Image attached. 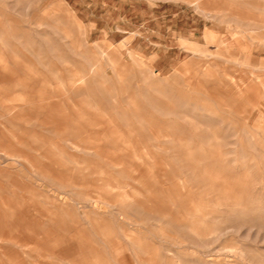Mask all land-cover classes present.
<instances>
[{
	"label": "rangeland",
	"instance_id": "obj_1",
	"mask_svg": "<svg viewBox=\"0 0 264 264\" xmlns=\"http://www.w3.org/2000/svg\"><path fill=\"white\" fill-rule=\"evenodd\" d=\"M263 8L0 0V264H264Z\"/></svg>",
	"mask_w": 264,
	"mask_h": 264
},
{
	"label": "bare ground",
	"instance_id": "obj_2",
	"mask_svg": "<svg viewBox=\"0 0 264 264\" xmlns=\"http://www.w3.org/2000/svg\"><path fill=\"white\" fill-rule=\"evenodd\" d=\"M175 1H176V0H175ZM182 1H184V0H182ZM188 2H189V1H188ZM194 3H195V2H194ZM190 5H192V4H190ZM263 9H264V8H263ZM203 11H204V10H203ZM257 25H259V24H257ZM263 26H264V25H263ZM258 27H259V26H258ZM235 35H236V33H235ZM200 53H201V52H200ZM196 57H197V56H196ZM198 59H199V58H198ZM62 82H63V81H62ZM99 82H100V81H99ZM62 87H64V86H62ZM67 88H68V87H67ZM163 93H164V92H163ZM41 100H42V99H41ZM159 107H160V106H159ZM164 107H165V106H164ZM167 110H168V108H167ZM168 111H169V110H168ZM177 112H178V111H177ZM9 113H10V112H9ZM16 118H17V117H16ZM24 121H25V120H24ZM24 121H23V122H24ZM28 121H29V120H28ZM4 133H5V132H4ZM69 144H70V143H69ZM72 145H73V144H72ZM40 151H41V150H40ZM170 151H171V150H170ZM15 153H16V152H15ZM17 154H18V153H17ZM12 157H14V156H10V158H12ZM16 157H18V155H17ZM19 157H20V154H19ZM21 157H22V156H21ZM21 157H20V158H21ZM16 159H17V158H16ZM22 159H23V157H22ZM19 162H20V161H19ZM155 211H156V210H155ZM155 211H154V212H155ZM156 212H157V211H156ZM156 212H155V213H156ZM18 245H19V244H18Z\"/></svg>",
	"mask_w": 264,
	"mask_h": 264
}]
</instances>
